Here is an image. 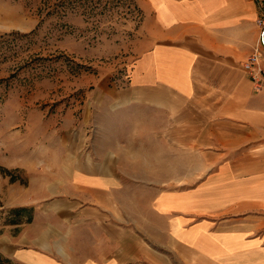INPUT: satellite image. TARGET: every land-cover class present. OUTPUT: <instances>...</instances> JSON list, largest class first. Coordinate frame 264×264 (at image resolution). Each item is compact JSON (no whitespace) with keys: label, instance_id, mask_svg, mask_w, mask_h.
Wrapping results in <instances>:
<instances>
[{"label":"crops","instance_id":"0c3cea01","mask_svg":"<svg viewBox=\"0 0 264 264\" xmlns=\"http://www.w3.org/2000/svg\"><path fill=\"white\" fill-rule=\"evenodd\" d=\"M137 1L128 83L92 98L134 131L93 132L61 175L15 182L0 264H264V82L243 68L259 0ZM132 170L174 174L146 184L144 210Z\"/></svg>","mask_w":264,"mask_h":264},{"label":"rangeland","instance_id":"374dc122","mask_svg":"<svg viewBox=\"0 0 264 264\" xmlns=\"http://www.w3.org/2000/svg\"><path fill=\"white\" fill-rule=\"evenodd\" d=\"M142 20L137 0H0V230L15 182L61 175L50 165L62 153L86 150L93 132L133 130L112 128L111 115L92 98L102 99L100 85L128 83ZM88 116L97 123L85 124ZM95 142L102 147V138ZM171 174L127 171V190L142 195L145 210L146 184Z\"/></svg>","mask_w":264,"mask_h":264},{"label":"built area","instance_id":"2783aa9c","mask_svg":"<svg viewBox=\"0 0 264 264\" xmlns=\"http://www.w3.org/2000/svg\"><path fill=\"white\" fill-rule=\"evenodd\" d=\"M258 35L256 45L243 63L244 70L250 75L257 88L263 85V68L260 65L264 57V0H259V14L257 17Z\"/></svg>","mask_w":264,"mask_h":264},{"label":"trees","instance_id":"16d2710c","mask_svg":"<svg viewBox=\"0 0 264 264\" xmlns=\"http://www.w3.org/2000/svg\"><path fill=\"white\" fill-rule=\"evenodd\" d=\"M8 172H11V171H8ZM11 179H12V180H15L16 178L13 177V175H11ZM11 211H12V212H15V215L21 213V209H12Z\"/></svg>","mask_w":264,"mask_h":264}]
</instances>
